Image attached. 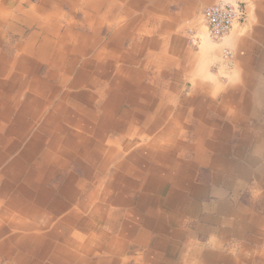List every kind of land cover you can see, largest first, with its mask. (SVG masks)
Returning a JSON list of instances; mask_svg holds the SVG:
<instances>
[{"label": "crops", "instance_id": "1", "mask_svg": "<svg viewBox=\"0 0 264 264\" xmlns=\"http://www.w3.org/2000/svg\"><path fill=\"white\" fill-rule=\"evenodd\" d=\"M128 2L0 0V264H264V27L230 35V84L185 97L164 79L194 60L167 38L199 0ZM71 160L86 179L42 191Z\"/></svg>", "mask_w": 264, "mask_h": 264}, {"label": "rangeland", "instance_id": "2", "mask_svg": "<svg viewBox=\"0 0 264 264\" xmlns=\"http://www.w3.org/2000/svg\"><path fill=\"white\" fill-rule=\"evenodd\" d=\"M36 1H38V0H27L28 4H25L23 6L25 8H29L33 5H35ZM130 1L131 0H129V2ZM218 1H225V2L232 3V4H239V5H241L242 9H244V11H245V15L243 16L241 21L234 27L232 34H230V35L235 36L241 30V36H243V37H246L247 35L251 36L252 33L254 34L255 32H257V29L259 30V29L264 27V26H262L264 24V10H263L264 9V0H199V3H200L199 9L203 10L206 7L212 5L213 3H217ZM170 12H174V9H171ZM176 12L178 13L179 11H176ZM198 16H199V14L197 16H194V17L192 16L190 18V17H186V15L184 16L183 14L178 13V15H176V17L178 18L176 20V28L173 25L172 26L173 33L170 34L172 38H167L168 39L167 42H169L170 46H172V44H174V40H177V43H178L179 42L178 39H179L180 42H182V44H183L182 46L184 48L189 49L187 56L192 57V59H190V60H194V63L192 64L193 65L192 74H190V75L186 74L187 76L186 75L183 76L181 80L176 79L172 75H171V77H166L164 79L165 84L177 85L178 87H181L184 91L182 96H185V97L186 96L190 97V94H192L191 91L195 92L193 87H196V86L197 87H199V86H202V87H204V86H222V85L230 84V83H228L226 75L233 72V71L229 72V71L222 69L221 71H223V72L220 73L219 72L220 64H218V63H222L223 50L231 48L230 44H228V41H230V39H232L231 36L229 35L228 37H226L222 41L223 44H222V42L221 43L213 42L207 36L206 29L203 26L201 19L199 20ZM178 20H179V22H178ZM180 20L183 21L181 23L182 26L180 25ZM193 21H195V22L193 23ZM184 22H185V26H183ZM124 23H125V21H122L118 25H116V27L119 28L120 26L124 25ZM188 23H190V26ZM193 26H194V28H196V30H197L196 32L198 33V36L200 37V40H199L197 45H194L191 42L192 34L189 31V27L193 28ZM142 34H143L142 32H137L136 36L141 37ZM124 42H125V51L129 50L133 46L131 39H129L128 41L126 40ZM259 47L262 48V50H264V45L259 46ZM132 51L133 50L130 49V52H132ZM197 51H201L200 54H197ZM134 54H137V53L134 52ZM257 54H258V52H257ZM200 57H202L201 61L199 60ZM206 58H208L207 61H209V63L212 65L211 69L208 68L207 62L205 61ZM202 62L205 63L206 68L201 67ZM185 63L186 62H182L181 64H179V66L181 67L180 69H182V70L191 69V66L184 67V66H186ZM45 69H47V68L43 67L42 70L44 71ZM176 69L180 70L179 67H176ZM234 69L235 68H233L232 70H234ZM167 76H169V75H167ZM151 80H152V78H151ZM150 83H151V85L152 84L156 85V87L158 85L161 86L163 84L162 79H160V81H157V80L150 81L149 78L143 79V84L148 86V84H150ZM160 95L162 96V93H160ZM60 101H61L60 99L55 100L56 103H58ZM125 106H126V104L123 107H125ZM177 128L179 131L181 130V132H182L183 129H185L186 127H182L179 125ZM110 136H112V138H115L112 133H110ZM132 143L135 146H137V144L138 145H140V144L147 145V144H152L154 142L150 138H148L147 136H145L143 134H138V135H135L133 137ZM23 150L24 149L22 148L20 151L16 152L14 158L12 157V159H10V160H12V162H15L18 159L21 160L23 158V156H22ZM133 150H137V147L136 148L134 146H133V148L127 147V151L132 152ZM130 154L131 153H129V155ZM261 160H262V162L258 164V167L260 165L262 166V163H264V159H261ZM81 166H82V164L78 163L75 160H71L69 162V165H67V170H68L67 173L68 174L65 176H63V172L65 171L64 168H62V170H60L59 165L57 167H55V169L53 168V172L50 174H47L50 176V180L45 184L44 189L42 191H47L48 189H52V188L57 187V186L59 187V185H61L63 183V181L67 179L68 175H72L70 173H74L81 180L86 179L87 175L84 174L85 170L81 169ZM5 168H7V167H5ZM5 168H3V169L6 170ZM121 171L123 172L124 169L118 168L116 171L114 170L113 173H115V176L112 177L114 175V174H112L110 176L105 177L104 180L108 182L109 180L112 179L111 180L113 183L112 187H114L115 181L117 180L116 174H119ZM137 176L138 175L135 174L133 177L136 178ZM139 177H141V175ZM139 179L140 178H136L135 182L139 181ZM96 180H99V179L97 178ZM85 182L87 183V186L94 184L93 183L94 181L91 179H87V180H85ZM134 189H135V193L139 192V194H138V196H139L141 189L140 188L138 189V186L136 184H135ZM14 190L15 189H13V192L11 194V197H13V198L15 197ZM42 191H40V192H42ZM58 191H59V189L54 191L53 198L55 197V198H58L60 200L62 198V196H60L58 194ZM88 191L89 190L87 189L86 193ZM109 192L111 194H113L115 197L118 193V191H112V190L111 191L109 190ZM16 193H17V191H16ZM98 193H99V190L96 191V194H98ZM101 195L103 198L105 197V195L103 193ZM98 198H99V195H98ZM97 203H98V201H97ZM93 206H94V208H97V207L100 209L102 208L101 204L99 206H97V205H93ZM93 206L86 208L80 214L76 213L77 210H79V207H77V206L71 207V209H69V210H70V212L76 211L74 213L78 214L82 219L94 220L97 217L93 218V215L90 214L91 208H93ZM74 209H77V210H74ZM2 210H3V207H2ZM65 214H67V213L65 212ZM15 216H17V218L22 217L19 219L26 220L27 222H29L30 220H33L32 218H30L29 216H26V215L19 216V214H15ZM60 217H61V215H60ZM59 223H60V219L57 216L53 217V225H55V227H56V226H59ZM106 224H107V227L104 229H111V228H109L110 224L109 223H106Z\"/></svg>", "mask_w": 264, "mask_h": 264}, {"label": "built area", "instance_id": "3", "mask_svg": "<svg viewBox=\"0 0 264 264\" xmlns=\"http://www.w3.org/2000/svg\"><path fill=\"white\" fill-rule=\"evenodd\" d=\"M245 15L244 9L239 4H232L219 1L204 9L201 15V22L206 29L207 36L216 43H221L233 31L235 25L241 21ZM190 26V23H188ZM192 34L191 42L197 45L200 37L196 28L189 27ZM236 66L235 53L230 49H224L222 53V63L220 67L232 70Z\"/></svg>", "mask_w": 264, "mask_h": 264}, {"label": "bare ground", "instance_id": "4", "mask_svg": "<svg viewBox=\"0 0 264 264\" xmlns=\"http://www.w3.org/2000/svg\"><path fill=\"white\" fill-rule=\"evenodd\" d=\"M111 158V157H110ZM67 164V163H66ZM67 166V165H66Z\"/></svg>", "mask_w": 264, "mask_h": 264}]
</instances>
